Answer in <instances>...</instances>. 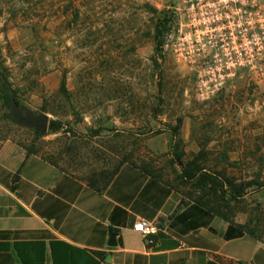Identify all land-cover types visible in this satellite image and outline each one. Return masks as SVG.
Masks as SVG:
<instances>
[{"label": "rangeland", "instance_id": "374dc122", "mask_svg": "<svg viewBox=\"0 0 264 264\" xmlns=\"http://www.w3.org/2000/svg\"><path fill=\"white\" fill-rule=\"evenodd\" d=\"M167 7L146 0H0V77L10 79L26 113L63 126L37 136L15 124L0 94V147L12 141L52 156L85 182L121 162L140 163L185 203L201 200L218 220L264 243V186L234 199L228 186L216 191L187 181L176 164L180 157L191 170L214 167L236 183L258 178L264 185V81L244 75L202 97L171 47L174 16L163 51L155 49V23Z\"/></svg>", "mask_w": 264, "mask_h": 264}, {"label": "crops", "instance_id": "0c3cea01", "mask_svg": "<svg viewBox=\"0 0 264 264\" xmlns=\"http://www.w3.org/2000/svg\"><path fill=\"white\" fill-rule=\"evenodd\" d=\"M142 220L159 232L143 237ZM230 225L140 163L97 190L17 142L0 147V264H264V243L227 238Z\"/></svg>", "mask_w": 264, "mask_h": 264}, {"label": "built area", "instance_id": "2783aa9c", "mask_svg": "<svg viewBox=\"0 0 264 264\" xmlns=\"http://www.w3.org/2000/svg\"><path fill=\"white\" fill-rule=\"evenodd\" d=\"M146 1L173 14L171 47L202 97L210 99L244 75L264 81V0H176L173 6L170 0ZM134 229L145 238L159 232L146 220Z\"/></svg>", "mask_w": 264, "mask_h": 264}, {"label": "trees", "instance_id": "16d2710c", "mask_svg": "<svg viewBox=\"0 0 264 264\" xmlns=\"http://www.w3.org/2000/svg\"><path fill=\"white\" fill-rule=\"evenodd\" d=\"M154 10H152V13ZM173 14L171 12L165 13L164 17H159L157 19V22L155 23V33H154V41H155V49L158 53H161L163 51L164 41H165V32L168 29V26L170 23L174 21ZM7 86H10L15 94V98L17 103L22 106L17 91L12 87V82L10 79L5 75L4 79L0 77V94L2 95L5 105L9 107V97L7 95ZM61 92L63 95L68 97L69 92L67 89V77L66 75L62 78L61 83ZM63 129V126L58 121H50L49 124V132L56 134L59 133ZM176 133H177V129ZM28 155L31 154H37L34 152H30L27 150ZM45 159H47L51 164L56 166L61 171L67 172L63 168H61L58 165V162L53 159L52 156L49 155H42ZM125 163L121 162L119 164H116L111 169H103L99 172H94L90 175V177L87 179V183L91 188L97 189V190H104L106 189L112 181L115 179V177L118 175L119 171L123 167ZM176 164H178L184 174V178L187 181L195 182L199 187L205 188L208 186L213 187L214 190H218V188L224 189L225 186H228V190L231 194V196L234 199L241 198L246 195L247 191L255 186H260V188H263V183L260 182L258 178L251 179V180H242L240 183H236V178L228 177L226 173H222L218 171L214 167L205 168V167H199L195 170L190 169V165L185 164V162L182 160V158L178 157L176 160ZM196 205L200 206L202 208V211L206 212L208 215L215 217V212L213 209L208 208L201 200L194 202ZM206 209V211L204 210ZM232 231L237 232V237H243L244 235L251 236L250 233H248L244 228H235L232 224L229 227V231L227 234V238H231L233 235ZM252 237V236H251Z\"/></svg>", "mask_w": 264, "mask_h": 264}, {"label": "water", "instance_id": "95a60500", "mask_svg": "<svg viewBox=\"0 0 264 264\" xmlns=\"http://www.w3.org/2000/svg\"><path fill=\"white\" fill-rule=\"evenodd\" d=\"M7 95L9 97L10 117L13 118L16 125L33 129L37 136L46 135L48 133L50 124L48 115L26 113L17 103L14 91L10 86H7ZM115 238V235L111 237L110 246H116Z\"/></svg>", "mask_w": 264, "mask_h": 264}]
</instances>
